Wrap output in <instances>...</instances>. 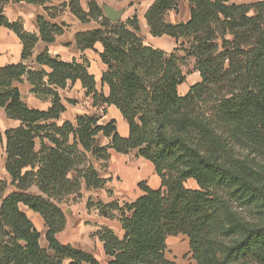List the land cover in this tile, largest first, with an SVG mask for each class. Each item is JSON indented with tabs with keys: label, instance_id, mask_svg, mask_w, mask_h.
Returning <instances> with one entry per match:
<instances>
[{
	"label": "trees",
	"instance_id": "obj_1",
	"mask_svg": "<svg viewBox=\"0 0 264 264\" xmlns=\"http://www.w3.org/2000/svg\"><path fill=\"white\" fill-rule=\"evenodd\" d=\"M181 1L155 0L145 15L152 37L183 40L180 49L166 53L144 44L136 16L112 23L95 1L84 10L80 0L53 9L46 7L52 0H0V28L22 45L21 62L0 68V108L19 123L4 134L8 181L0 180V264H101L58 241L67 218L57 204L80 197L84 187L105 190L111 179L99 170L107 172L111 151H137L154 166L161 189L142 182L143 196L124 207L88 201V209L117 219L124 231L122 239L108 228L96 233L108 264H176L166 251L168 238L178 236L188 238L197 264H264V0H184L189 21L166 22ZM11 3L41 6L51 20L69 10L84 25L96 22L97 29L77 34L75 41L81 52L102 45L107 70L101 85L109 94L97 89L85 59L63 62L46 48L36 58L40 70L25 65L39 42L54 44L68 25L38 16L39 35L28 33L6 17ZM190 58L201 81L182 97V67ZM24 78L33 95L50 102L46 111L22 100L16 84ZM78 82L94 107L121 113L128 138L120 136L115 120L102 125L89 115L59 125L65 102L76 104L59 92ZM100 136L107 146L98 144ZM95 163L103 165L98 170ZM189 180L197 190L186 188ZM33 188L39 194L30 193ZM234 205L255 209L260 220L247 219ZM22 207L43 218L46 249Z\"/></svg>",
	"mask_w": 264,
	"mask_h": 264
},
{
	"label": "crops",
	"instance_id": "obj_2",
	"mask_svg": "<svg viewBox=\"0 0 264 264\" xmlns=\"http://www.w3.org/2000/svg\"><path fill=\"white\" fill-rule=\"evenodd\" d=\"M53 1L54 0H52V2ZM154 1L155 0H152L150 3H148L147 9L143 13L145 23L143 24V29L141 28V36H142L143 30H145V33H144L145 37L142 36V38H143L144 44L146 46L153 47L154 49H158V50L164 51L166 53H172L174 51V49H176V47H177L176 40H174L170 37H167V36H164L162 38H154L150 35V31H149V28H148L146 20H145V15H146L148 9L150 8V6L154 3ZM51 3L47 4L46 7H48ZM88 3H87V5H88ZM11 4H26V3H11ZM27 5H29V4H27ZM29 6H34V5H29ZM111 6L113 8L115 7L112 4H111ZM35 7H41V6H35ZM41 8H43V7H41ZM189 9H190V6H189ZM172 12H174V11H172ZM68 13L70 16L73 17L74 22L67 24V23H64L63 21L57 22L56 21L57 18L55 20H51L50 18H48L47 14L45 12V15H37V17L35 18V24L30 29L24 28L25 31H27L28 33L39 35V30H38V27L36 24V20H37L38 16H44L48 21H50L51 23H54V24L60 25V24L64 23V24L68 25V28L65 30V32L56 38V42L54 44L46 46L42 42H39L33 51V57L28 62H25L24 64L27 65L32 70H40L41 68L36 64V58L46 48L48 49L49 54L52 57L58 58L59 60H61L63 62L71 63L74 60H76L77 62L82 63L83 59H85V60L90 62L89 72L95 77V80L97 82V89L99 91L103 90L104 94L107 96L109 94L108 87H106V86L103 87L101 85L102 75L107 70V67L101 62V59H100V53H102V51H103L102 45L98 43V44H96V46L93 50H87L85 52H81L80 50H78V48L76 46V41H75V37L77 34L82 33V32L92 31L94 29H97L99 26L96 22H92V23L96 24V27L85 28L86 26H89L90 24L84 25V24L80 23L69 12V10H68ZM169 13H171V12H169ZM189 19H190V13H189V18L187 21H189ZM10 21L11 22H17V20H12V19ZM186 22H177V23H171L170 22V24H179V23H186ZM140 27H141V24H140ZM146 31H147V33H146ZM40 44L42 45L41 48L38 47ZM2 53L4 55V58H2V59L0 58V68L6 67V66L12 65V64H18L21 62L22 45H21L20 41L18 40V38L11 31H9L5 28H0V54H2ZM195 76H198L195 83H191L192 81L188 80V81H186L185 84H183L182 86L179 87L178 92H179L180 96H182V97L186 96L188 94V92L190 91L191 87H193L194 84L199 83L200 75L198 73H195L193 77H195ZM24 80H25V82H27L26 78H24L23 81ZM18 84H20V83H18ZM70 88H73L74 90L77 89L81 97H85L87 100H89L91 102V108L94 112H101L102 113L101 122L103 125L109 123L112 120H115L116 125H117V130H118L120 136L123 138H128V136H129L128 124L124 120V118L122 117L121 113L115 107H108L107 105H99L97 107H94L92 98L86 97L85 90L82 88V86L79 82L76 83L74 86H69L64 91L59 92L61 98L64 101L69 100V99H64L62 94L67 93ZM30 90H31V86H30ZM33 96H34L33 100H35L36 102L37 101L42 102L48 106L43 111H46L50 107L49 101H42V100L38 99L35 95H33ZM65 106H66V102H65ZM66 109H67V106H66ZM66 113H67V111H66ZM66 113H64L62 115L61 120L63 118H65ZM83 115L98 117L95 114L93 115L90 113H81L80 115H77L73 121H70V122H74L78 116H83ZM108 143H109V141H108ZM122 157H123V155H120L114 151H111L110 152V162L108 164L107 172H110V171L112 172L113 171V166H112L113 163L123 161L124 159ZM120 158H122V159H120ZM139 159L141 160V162L138 161V163L143 165L142 161H144V159L143 160H142V158H139ZM144 162H146V164H144L145 168H144V166H143V168L139 167L137 164L136 165L137 168L133 169V168L126 166V163L124 160L122 162L123 163L122 166L114 169L115 170L114 172H116V175L120 176L124 180L125 184L129 185V186L136 185L138 187V185L140 183L147 181L148 178L150 177V178H152L153 184L150 186L147 184V186L153 190H160L161 189V180L157 176L155 169H154V166L146 160ZM141 169H143V171H141ZM102 177L103 178L107 177L105 179H109V178L111 179L112 178L111 175L102 176ZM188 182H189L192 190L198 189V186L195 183V181L189 180ZM190 182H193V183L191 184ZM145 183H147V182H145ZM138 189H139V187H138ZM88 193L99 196V194H98L99 192L92 191V192H88ZM141 196H143V192L139 189V193L136 197V200L138 198H140ZM96 200L102 201V199H99V197H97ZM108 200H109L108 202L107 201H105V202L102 201V202L105 204H108V203H111L112 201H117L116 199H113V198H108ZM134 202H132V203H134ZM25 213L29 217V219L32 222H34L35 227L37 228V230L41 234V239H42V235L44 236V239H45V234H46L47 229L45 227V223H44L43 218L40 215L35 214L28 209H27V211H25ZM101 218L102 219L100 221V218H98L97 216H93V215L89 216L88 213H85V215L76 218L77 219V221H76L77 225L72 223L71 219H67V224H66L65 230L57 235L58 241L62 245H70L75 249H78V250H81L83 252H86L88 254L93 255L101 264H108L109 259L105 255L103 243L100 241L99 237L96 236V233L98 231H100L102 228H108V229L112 230L118 238L122 239L124 236V231L122 229L120 222L117 219H109V218H105L103 216ZM91 220L93 221V223L89 224L88 222H90ZM97 223L100 224V227L97 226ZM80 237H82L83 239H87L85 246H84L83 242L79 243L78 238H80ZM40 242H41V240H40ZM45 243H46V240H45ZM47 247H48V245L46 243V247H43V248L46 249Z\"/></svg>",
	"mask_w": 264,
	"mask_h": 264
},
{
	"label": "rangeland",
	"instance_id": "obj_3",
	"mask_svg": "<svg viewBox=\"0 0 264 264\" xmlns=\"http://www.w3.org/2000/svg\"><path fill=\"white\" fill-rule=\"evenodd\" d=\"M67 0H54L48 7L50 9H53L54 7H60L61 4L65 3ZM91 1H95L98 3V5L103 8V6H109L112 7L114 5L116 11L124 10V14L120 21H126L128 19L133 18L136 16L138 18L139 23L141 24V28L143 29L144 21V11L148 7V3H150L152 0H80L81 6L84 10H87V3ZM259 1L262 0H242V1H235L237 4H256ZM113 8V7H112ZM113 8V9H114ZM189 5L186 1H181L179 4V8L177 11L168 13L165 17L166 22L168 23H177V22H186L189 18ZM252 13L251 15H253ZM5 15L9 20H17V22H20L23 26V28L30 29L35 24V18L37 15H45V11L41 7H35V6H29L27 4H9L5 8ZM57 22H64V23H72L74 22V19L72 16L69 15L68 10L64 11L62 13L58 14ZM87 27H96V24L92 23ZM145 30H143L142 36L144 35ZM147 33V31H146ZM183 43V40L180 41V44ZM180 44H177L176 49H180ZM41 44L38 46L41 48ZM179 55H183V53H179ZM0 58H4L3 53L0 54ZM90 64V62H89ZM194 59H188L185 66L182 67L183 74L187 77V81H192L191 83H195L198 76H194ZM201 81L199 77V82ZM195 85V84H194ZM16 87L19 88L22 100L31 108L33 109H39V110H45L48 106L42 102H36L33 100V95L30 92V86L25 80L20 83L16 84ZM64 99H69L71 101H75V105H71L66 103L67 106V113L65 115V118H63L59 125H62L63 122L67 121H73L74 118L77 115H80L81 113H90L97 115L100 124H102V113L101 112H94L91 108V102L87 100L85 97H81L77 89L70 88L67 93L62 94ZM103 125V124H102ZM19 126L18 122L11 121L7 118L5 111L0 108V180H7L8 176L4 169V163H5V143H4V134L6 131L10 129H15ZM98 144L102 147H105L108 145V141L103 138L102 136L98 139ZM39 149V146L37 147ZM121 157V156H120ZM125 160L126 166L136 169V165L138 164L139 167L144 166L146 162L142 161L143 165L139 164L138 161L141 162L137 155V151H132L129 155L122 157ZM120 158V159H122ZM123 160V161H124ZM143 160V159H142ZM114 162L113 163V171L111 172H105L104 170L100 169V166H102L100 163H95L97 169L101 171L102 176H108L111 175V180L108 182L106 189L99 191V196H96L94 194H90L86 191L85 187L82 189V193L80 197H67L65 198L61 203L57 204L60 209L64 212L67 219H71L72 223L77 225V219L78 217H81L85 215V213H88L89 216H97L100 218L101 221V215L99 212L95 209H88L87 204L88 201L91 199L93 202H96V198L99 197V199H102V201H109L108 198L116 199L117 203L119 204V207H124L125 204H131L136 200V197L139 193V189L136 185L129 186L126 185L124 180L116 175V172H114L117 167L122 166V162ZM141 165V166H140ZM145 168V166H144ZM143 171V169H141ZM72 175L70 176V178ZM107 178V177H104ZM110 179V178H109ZM147 184L150 186L153 184L152 178H148ZM191 184L193 182H190ZM186 188L191 189V186L189 182L186 183ZM30 193L32 194H39L36 188H33L30 190ZM236 209H238L239 213H241L244 217H246L249 220L253 221H259L260 220V214L257 213V211L253 208H238L236 205H234ZM23 211H27L25 207H22ZM34 223V222H33ZM89 224H92L93 221L91 220L88 222ZM97 226L100 227V224L97 223ZM79 243L83 242L84 246L86 245L87 239H83L82 237L78 238ZM41 246L46 247L44 236L42 235L41 239ZM166 258L172 262H175L176 264H197L196 261L192 258V254L190 253V247H189V240L185 236H178V237H170L167 240V251H166Z\"/></svg>",
	"mask_w": 264,
	"mask_h": 264
},
{
	"label": "water",
	"instance_id": "obj_4",
	"mask_svg": "<svg viewBox=\"0 0 264 264\" xmlns=\"http://www.w3.org/2000/svg\"><path fill=\"white\" fill-rule=\"evenodd\" d=\"M102 9L105 17L112 23L119 22L124 14V10L116 11L115 9L109 6H103Z\"/></svg>",
	"mask_w": 264,
	"mask_h": 264
}]
</instances>
